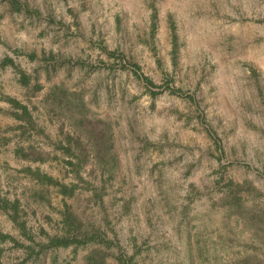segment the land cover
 Here are the masks:
<instances>
[{
	"label": "rangeland",
	"instance_id": "374dc122",
	"mask_svg": "<svg viewBox=\"0 0 264 264\" xmlns=\"http://www.w3.org/2000/svg\"><path fill=\"white\" fill-rule=\"evenodd\" d=\"M18 1L0 0V264H264V0ZM83 118L110 127L102 164ZM67 212L106 244L50 246Z\"/></svg>",
	"mask_w": 264,
	"mask_h": 264
},
{
	"label": "trees",
	"instance_id": "16d2710c",
	"mask_svg": "<svg viewBox=\"0 0 264 264\" xmlns=\"http://www.w3.org/2000/svg\"><path fill=\"white\" fill-rule=\"evenodd\" d=\"M8 2L14 8V10L15 9L19 10L23 7V5L20 4L18 0H8ZM107 54L119 60L120 65H122L123 67H128L137 78H139L143 83L146 84L147 87L149 88H159L160 87V86L154 85L153 82L148 77L142 75L139 72L138 65L136 63H127L124 59H120L119 54L116 53V51H109L107 52ZM12 63H13L12 58H10L9 56H5L0 60V66H5L7 64L11 65ZM21 79L23 83L25 84L28 83V77L25 74H21ZM34 86L37 89L39 88V85L37 84H34ZM51 94L52 95H50V97H51L53 105H59L62 103V99L68 98V94L66 93V91L61 90L59 87H54V90ZM5 98L10 103L11 107L14 109L12 112V115H14L15 118H18L19 120L23 121L24 124H26V126H28L29 124L34 125L33 118L26 105L20 103L19 101L15 100L12 97H5ZM79 106L81 107L80 104ZM79 123H80L81 128L84 129V132L87 134V136L92 138V141H93L92 144H93V150H94L95 156L98 159L99 163L102 164L103 158H104V149L108 147L107 138H106L107 132L110 133V127L108 123L101 121V120H97V119H86V118L81 119ZM75 142L77 144V141ZM75 147L78 148V150L80 149L78 145ZM69 150H71L70 147H69ZM27 154H28V157L31 156L30 152H27ZM82 158L84 159L86 158L85 153H83L82 155H79L76 158V162L69 160L68 163H70L72 166L76 165L77 163L81 164L83 163ZM112 163L116 165V158L113 157ZM26 172H28V174H30L34 179H36V181L42 184L58 187L59 192L63 196L70 197L72 196L74 192L75 185H67V184L60 183L58 180H56L52 176L41 173L38 170H32L31 168H26ZM229 186L231 185L229 184ZM235 186L237 188H240L239 185H235ZM231 193L232 195L230 197H227L222 203L225 206V210H230L231 208L234 207L236 208L235 211L238 212L239 214L241 212L242 205L239 203L238 198L235 196L237 195L238 190L233 187L231 190ZM1 202H2L3 208H7L9 204L8 201L5 199L4 201H1ZM11 205L13 206L11 207L13 210V213H15L16 208L18 207L16 206L15 202L11 203ZM252 215L254 216V218L250 217V219L248 220L251 226L253 225L255 227L256 222H258V224L264 223V213L263 212L257 215L253 213ZM63 218H64L63 224L67 226L68 233H66L63 236H53L50 239H48V244L50 246L66 247L69 245H82L89 241H97V242L106 244L104 237H101L97 230L96 231L90 230L89 232L84 231L83 233L80 225H78V221L76 217L71 212L65 213ZM258 224L256 225V227H258ZM75 232L80 233V235L78 236L77 233ZM0 236H2L3 238L8 237L7 234H0ZM83 237H89V238L86 239ZM119 260L123 264H135L131 258L129 259L120 258ZM94 263L95 264H105L101 256H98V258H96Z\"/></svg>",
	"mask_w": 264,
	"mask_h": 264
}]
</instances>
